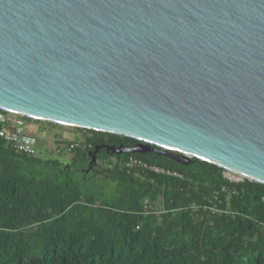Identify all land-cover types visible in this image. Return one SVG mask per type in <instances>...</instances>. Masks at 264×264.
<instances>
[{
    "label": "water",
    "instance_id": "1",
    "mask_svg": "<svg viewBox=\"0 0 264 264\" xmlns=\"http://www.w3.org/2000/svg\"><path fill=\"white\" fill-rule=\"evenodd\" d=\"M0 107L264 183V0H0Z\"/></svg>",
    "mask_w": 264,
    "mask_h": 264
},
{
    "label": "trees",
    "instance_id": "2",
    "mask_svg": "<svg viewBox=\"0 0 264 264\" xmlns=\"http://www.w3.org/2000/svg\"><path fill=\"white\" fill-rule=\"evenodd\" d=\"M76 128L91 146L74 148L69 160L0 139V264H264V183L151 151L102 148L87 171L97 145L137 140ZM131 155L183 177L104 166Z\"/></svg>",
    "mask_w": 264,
    "mask_h": 264
},
{
    "label": "built area",
    "instance_id": "3",
    "mask_svg": "<svg viewBox=\"0 0 264 264\" xmlns=\"http://www.w3.org/2000/svg\"><path fill=\"white\" fill-rule=\"evenodd\" d=\"M31 120L38 119H35L27 114L0 107V139H2L7 146H10L19 152L30 155L39 154L40 151L37 148L39 138L37 135L29 132L27 129L28 122ZM79 146L87 148L90 147L91 144H86L84 140L60 139V142L55 143L54 151L56 153L72 152L74 148ZM105 166H118L120 169L127 170L128 172L141 169L151 173L154 172L163 175L183 177L182 172L176 169L163 167L157 164H150L143 158L136 155H131L127 159L119 162L115 158H112L110 161L105 163ZM138 174L139 172L137 175ZM224 175L232 181H243L245 178H247L228 169L224 170ZM156 206L158 205L156 204ZM205 207L210 208L212 211L222 210L217 205H206Z\"/></svg>",
    "mask_w": 264,
    "mask_h": 264
},
{
    "label": "rangeland",
    "instance_id": "4",
    "mask_svg": "<svg viewBox=\"0 0 264 264\" xmlns=\"http://www.w3.org/2000/svg\"><path fill=\"white\" fill-rule=\"evenodd\" d=\"M27 129L38 136L37 148L41 151V154L47 157H58L62 160H69L72 154L71 152L56 153L54 151L56 141L58 139L84 140V136L88 133L86 130L73 126L58 123L50 124L44 120H40V122L38 120L29 121Z\"/></svg>",
    "mask_w": 264,
    "mask_h": 264
},
{
    "label": "flooded vegetation",
    "instance_id": "5",
    "mask_svg": "<svg viewBox=\"0 0 264 264\" xmlns=\"http://www.w3.org/2000/svg\"><path fill=\"white\" fill-rule=\"evenodd\" d=\"M103 144H104V143H103ZM105 144H106V143H105ZM102 148H105V147H102ZM102 148H101V149H99L98 153H99V152L102 150ZM105 149H106V148H105ZM108 152H109V151H108ZM98 153H97V154H98Z\"/></svg>",
    "mask_w": 264,
    "mask_h": 264
},
{
    "label": "crops",
    "instance_id": "6",
    "mask_svg": "<svg viewBox=\"0 0 264 264\" xmlns=\"http://www.w3.org/2000/svg\"><path fill=\"white\" fill-rule=\"evenodd\" d=\"M43 155V154H42Z\"/></svg>",
    "mask_w": 264,
    "mask_h": 264
}]
</instances>
